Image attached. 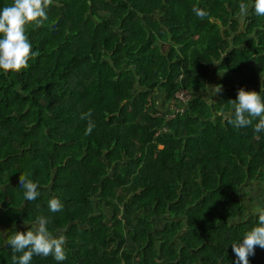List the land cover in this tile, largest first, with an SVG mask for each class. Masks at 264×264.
Here are the masks:
<instances>
[{"label": "trees", "instance_id": "1", "mask_svg": "<svg viewBox=\"0 0 264 264\" xmlns=\"http://www.w3.org/2000/svg\"><path fill=\"white\" fill-rule=\"evenodd\" d=\"M253 5L53 0L42 26L26 25L38 54L0 70V264L21 255L7 237L40 216L66 237L67 258L30 264H236L232 244L258 224L243 213L244 186L264 185L259 120L227 119L240 88L264 99V16ZM210 84L222 91L211 97ZM183 88L192 95L181 104ZM21 173L36 200L25 201ZM53 197L61 211L49 210ZM249 264H264V249Z\"/></svg>", "mask_w": 264, "mask_h": 264}, {"label": "clouds", "instance_id": "2", "mask_svg": "<svg viewBox=\"0 0 264 264\" xmlns=\"http://www.w3.org/2000/svg\"><path fill=\"white\" fill-rule=\"evenodd\" d=\"M53 0H13L10 6L0 9V70L4 75L11 71H20L28 66V61L38 53L32 52L31 42L26 35V25L35 22L36 26H42L48 19L46 9ZM248 5L241 3L239 11L241 17L247 16ZM254 12L257 16H264V0H254ZM195 14L203 19L206 12L194 8ZM261 91L264 90V73H261ZM222 85L208 86L205 88L211 97L222 91ZM233 112L227 116L228 122L235 127H246L252 124L253 119L259 122L254 131L264 130V99L256 91H247L244 88L238 90L236 99L230 100ZM92 112L81 114V119L88 120L85 135H90L95 128L91 120ZM20 188L23 189L25 201H34L40 195L38 184L28 179L24 173L19 176ZM48 208L55 213L63 209L61 201L53 197L48 201ZM254 214L258 216V224L247 231L242 242L233 243L232 250L236 256V264H249V257L255 255V249H264V209L254 208ZM48 219L40 216L36 222L30 224L26 231H15L6 239V244L13 253H21L19 257L13 255V264H30L33 256H52L57 262L66 260L64 245L66 237L62 232L53 235L48 230ZM28 224V223H27Z\"/></svg>", "mask_w": 264, "mask_h": 264}, {"label": "crops", "instance_id": "3", "mask_svg": "<svg viewBox=\"0 0 264 264\" xmlns=\"http://www.w3.org/2000/svg\"><path fill=\"white\" fill-rule=\"evenodd\" d=\"M244 187L245 188L243 190V204L245 206V210L243 213L254 214V208L262 209L263 204L260 193L264 191V185L258 184V186H254V182H248Z\"/></svg>", "mask_w": 264, "mask_h": 264}, {"label": "built area", "instance_id": "4", "mask_svg": "<svg viewBox=\"0 0 264 264\" xmlns=\"http://www.w3.org/2000/svg\"><path fill=\"white\" fill-rule=\"evenodd\" d=\"M191 91H189L188 89H180L175 93L176 98L179 100V102L182 104L184 102H186L188 99L191 98ZM176 110H180L182 111V108H175Z\"/></svg>", "mask_w": 264, "mask_h": 264}, {"label": "rangeland", "instance_id": "5", "mask_svg": "<svg viewBox=\"0 0 264 264\" xmlns=\"http://www.w3.org/2000/svg\"><path fill=\"white\" fill-rule=\"evenodd\" d=\"M243 19V17H241L240 16V18H239V20H242ZM211 83V82H210ZM212 85H213V83H211ZM210 84V85H211ZM211 85V86H212ZM207 94H208V92H207ZM154 98H155V102L156 103H160V101H161V96H160V92L157 90V91H155V96H154Z\"/></svg>", "mask_w": 264, "mask_h": 264}]
</instances>
